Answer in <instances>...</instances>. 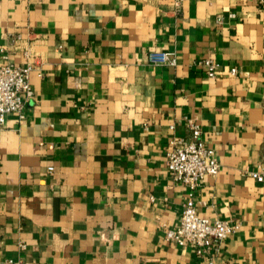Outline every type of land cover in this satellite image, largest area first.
Here are the masks:
<instances>
[{"label":"crops","instance_id":"crops-1","mask_svg":"<svg viewBox=\"0 0 264 264\" xmlns=\"http://www.w3.org/2000/svg\"><path fill=\"white\" fill-rule=\"evenodd\" d=\"M175 2L0 0V65L30 64L35 89L0 125V264H209L164 230L186 197L166 154L189 118L221 163L198 213L239 224L213 264H264V4Z\"/></svg>","mask_w":264,"mask_h":264},{"label":"built area","instance_id":"built-area-1","mask_svg":"<svg viewBox=\"0 0 264 264\" xmlns=\"http://www.w3.org/2000/svg\"><path fill=\"white\" fill-rule=\"evenodd\" d=\"M257 1L264 4V0ZM175 6L177 11H180L182 0H176ZM148 60L159 65L177 64V56L163 50L148 52ZM198 63L206 67L209 76H216L217 61L205 58ZM32 69L30 64L8 62L0 65V125L5 123L6 116L11 113L17 114L19 121L25 120L26 105L35 97V89L30 80ZM232 72L236 73V68H233ZM187 127L190 136L174 137L166 154L168 169L173 179L186 188V197L178 227H165L164 230L168 240L180 246L194 247L199 257H205L209 264H213L214 256L221 251L224 241L238 230L239 224L199 215L197 190L207 175L219 174L221 163L215 148L202 139L201 125L194 118H189ZM251 174L264 182V171H252ZM21 247L24 248L25 244H21Z\"/></svg>","mask_w":264,"mask_h":264}]
</instances>
